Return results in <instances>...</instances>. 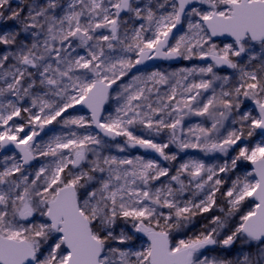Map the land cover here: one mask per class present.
<instances>
[{
  "label": "snow or ice",
  "instance_id": "obj_1",
  "mask_svg": "<svg viewBox=\"0 0 264 264\" xmlns=\"http://www.w3.org/2000/svg\"><path fill=\"white\" fill-rule=\"evenodd\" d=\"M0 264H264V0H0Z\"/></svg>",
  "mask_w": 264,
  "mask_h": 264
},
{
  "label": "rangeland",
  "instance_id": "obj_2",
  "mask_svg": "<svg viewBox=\"0 0 264 264\" xmlns=\"http://www.w3.org/2000/svg\"><path fill=\"white\" fill-rule=\"evenodd\" d=\"M181 63H183V64L181 66H179V67L191 66L192 63H199V62L181 61ZM157 67L158 68H161V69L167 68L168 70H175V69L179 68L178 66L177 67H175V66L173 67L172 65H167V64H165V65H159ZM81 113L82 114H86L87 112L81 111Z\"/></svg>",
  "mask_w": 264,
  "mask_h": 264
},
{
  "label": "water",
  "instance_id": "obj_3",
  "mask_svg": "<svg viewBox=\"0 0 264 264\" xmlns=\"http://www.w3.org/2000/svg\"><path fill=\"white\" fill-rule=\"evenodd\" d=\"M162 63H166L168 65H178L180 63V61H154V62H149V66H158L159 64H162ZM78 107V110L80 111H85L87 112L86 109H82L80 106H77Z\"/></svg>",
  "mask_w": 264,
  "mask_h": 264
},
{
  "label": "flooded vegetation",
  "instance_id": "obj_4",
  "mask_svg": "<svg viewBox=\"0 0 264 264\" xmlns=\"http://www.w3.org/2000/svg\"><path fill=\"white\" fill-rule=\"evenodd\" d=\"M166 63H162V64H159V65H165ZM183 63H181V61H180V63L178 64V65H172L173 67L175 66V67H179V66H181ZM158 65V66H159ZM168 65V64H167ZM157 67V66H156ZM140 150H133V152H139Z\"/></svg>",
  "mask_w": 264,
  "mask_h": 264
}]
</instances>
